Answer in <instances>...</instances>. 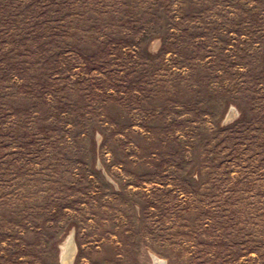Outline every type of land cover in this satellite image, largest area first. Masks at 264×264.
<instances>
[{"label":"rangeland","instance_id":"374dc122","mask_svg":"<svg viewBox=\"0 0 264 264\" xmlns=\"http://www.w3.org/2000/svg\"><path fill=\"white\" fill-rule=\"evenodd\" d=\"M71 235V264H264V0H0V264Z\"/></svg>","mask_w":264,"mask_h":264},{"label":"bare ground","instance_id":"6f19581e","mask_svg":"<svg viewBox=\"0 0 264 264\" xmlns=\"http://www.w3.org/2000/svg\"><path fill=\"white\" fill-rule=\"evenodd\" d=\"M75 251H76V246L73 241L66 244L65 250H64L65 253L63 255L64 262L70 264L74 258ZM156 258L157 257H155V259Z\"/></svg>","mask_w":264,"mask_h":264},{"label":"water","instance_id":"95a60500","mask_svg":"<svg viewBox=\"0 0 264 264\" xmlns=\"http://www.w3.org/2000/svg\"><path fill=\"white\" fill-rule=\"evenodd\" d=\"M74 242V238H73V235H71L69 238H68V242H67V244L69 243V242ZM155 260V259H154ZM165 263V261H163V260H161V259H159V258H156V260H155V263L154 264H164ZM71 264V263H70Z\"/></svg>","mask_w":264,"mask_h":264}]
</instances>
